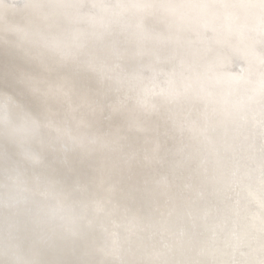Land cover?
Wrapping results in <instances>:
<instances>
[{
	"label": "snow or ice",
	"instance_id": "1",
	"mask_svg": "<svg viewBox=\"0 0 264 264\" xmlns=\"http://www.w3.org/2000/svg\"><path fill=\"white\" fill-rule=\"evenodd\" d=\"M90 7L97 11L75 17L89 28L70 41L44 42L57 58L10 70L16 100L0 98V126L22 145L37 141L42 148L0 158V249L9 264H175L167 256L183 232L130 215L127 207L120 213L127 225L116 224L113 194L134 207L154 195L130 164L160 158L154 118L162 106L177 110L169 119L197 142L207 139L217 116L236 118L258 103L264 117V0H94ZM105 82L126 91L108 103L113 89L100 87ZM193 103L203 105L199 118L180 117ZM84 106L123 121L111 137L81 134L89 126L76 116ZM141 139L151 144L145 154L134 148ZM70 147L82 152L69 156ZM155 183L166 188L168 178ZM162 232L170 237L149 243ZM22 246L51 258H25Z\"/></svg>",
	"mask_w": 264,
	"mask_h": 264
},
{
	"label": "bare ground",
	"instance_id": "2",
	"mask_svg": "<svg viewBox=\"0 0 264 264\" xmlns=\"http://www.w3.org/2000/svg\"><path fill=\"white\" fill-rule=\"evenodd\" d=\"M75 17L65 18L58 24L51 19H42L38 27L12 20L6 28L0 29V98L16 100L9 74L14 65L38 69L41 57H58V53L45 47L46 40L70 41L74 31L89 28ZM233 66L230 65L229 70ZM93 77L96 79L95 74ZM107 86L113 89L108 103L120 99L126 91H116V86L109 85V82L100 85ZM4 104L5 101L0 99V108ZM176 111L174 107L165 105L161 107L160 115L154 118L164 145L160 158L150 162L137 160L130 164L133 173H141V182L143 179L148 181L146 190L154 195L142 206L134 207L119 192L113 194L111 206L119 211L111 220L127 225V220L120 214L127 207L130 215L148 218L152 222H169L173 231L184 234L167 256L175 264H254L253 252L257 257L262 253V259L255 262L260 264L264 259V233H261L260 226L250 227V215L253 217L254 212L264 224L260 203L264 199V128L260 125L264 117L259 104L252 105L236 118L217 116L209 126L207 139L200 142L194 140L191 133H181L175 128L169 116ZM203 111V105L199 103L185 105L180 110V117L197 120ZM76 116H82L89 123V126L79 129L80 133L92 137H111L116 126L123 121L122 116L112 115L107 110L93 115L87 106L82 107ZM23 147L40 150L42 145L37 141L22 145L19 138L5 135L0 126V158L8 152L19 159ZM134 148L145 154L151 144L141 139ZM178 149L181 151L177 154ZM63 151V148L59 149L61 155ZM77 152L82 150L70 147L68 155ZM117 155L111 153L110 157ZM161 176L168 178L167 187L163 189L155 183ZM4 182L0 174V195L4 193ZM169 237L170 233L162 232L149 243L158 245ZM2 243L0 234V245ZM21 251L25 258H51L43 254L33 255L24 246ZM228 256H233L231 262L226 259Z\"/></svg>",
	"mask_w": 264,
	"mask_h": 264
},
{
	"label": "clouds",
	"instance_id": "3",
	"mask_svg": "<svg viewBox=\"0 0 264 264\" xmlns=\"http://www.w3.org/2000/svg\"><path fill=\"white\" fill-rule=\"evenodd\" d=\"M92 3L88 0H11L10 3L0 0V29L6 28L12 20L38 27L42 19H51L54 24H58L78 14H94L97 10L90 7ZM77 4L82 7H74ZM15 74L19 76L20 70L17 69ZM3 132L6 135L4 128ZM10 259L0 249V264H9Z\"/></svg>",
	"mask_w": 264,
	"mask_h": 264
},
{
	"label": "water",
	"instance_id": "4",
	"mask_svg": "<svg viewBox=\"0 0 264 264\" xmlns=\"http://www.w3.org/2000/svg\"><path fill=\"white\" fill-rule=\"evenodd\" d=\"M5 2H7V3H10L11 2V0H5ZM239 67V65H235L234 64V66H233V68H238ZM260 171H261V169H260ZM262 182V181H261ZM262 202V210H263V213H264V199H261L260 200V203ZM250 217H251V220H250V227H254L255 225L256 226H260L261 228H260V231H261V233H264V224H263V221L261 222V217H258L257 215H256V212H254L253 213V217H252V215H250ZM239 255V254H238ZM233 256H235V255H233ZM233 256H228L226 259L227 260H229L230 262L232 261V258H233ZM213 258H215V255H213ZM252 259H253V261H254V264H255V262L256 263H258L261 259H262V253H260V256L259 257H257V253H255V252H253V255H252ZM260 264H264V259L260 262Z\"/></svg>",
	"mask_w": 264,
	"mask_h": 264
}]
</instances>
